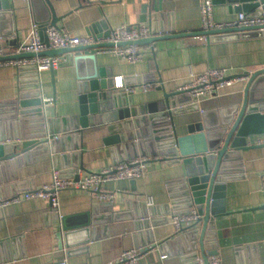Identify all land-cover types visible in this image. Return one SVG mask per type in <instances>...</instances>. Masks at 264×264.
<instances>
[{
    "label": "crops",
    "instance_id": "obj_1",
    "mask_svg": "<svg viewBox=\"0 0 264 264\" xmlns=\"http://www.w3.org/2000/svg\"><path fill=\"white\" fill-rule=\"evenodd\" d=\"M51 1L57 14L65 15L59 26L76 36L94 34L92 25L100 19L112 29L150 23L140 22L141 7L148 0ZM10 2L12 9L5 15L0 14V46L14 48L17 46L11 43L9 35L16 31L20 43L26 41L31 26L35 24L34 15L42 14L44 3L42 0ZM200 3L201 0H163L161 27L165 32L168 28L176 33L201 31ZM213 13L219 22L235 19L238 14L226 3H214ZM105 31L102 28L100 35L103 36ZM140 49L143 58L137 63H130L113 53L96 52L98 67L109 69L115 77L122 75L124 87H134L132 101L137 106L158 101L165 92H176L191 81L192 73L226 67L230 76L237 77L246 71L264 68V35L227 40H211L208 35L206 41L184 35L164 37L141 44ZM79 72L75 64H61L53 71H43L39 78L33 70L21 72L14 66H1L0 138L10 136L12 140L5 141H16V135L21 132L40 131L38 125L23 124L17 106L10 105L18 99L22 86L30 89L38 83L43 96L52 99L51 107L58 120L54 128L61 130L59 135L64 134V130L71 128L68 118L80 113ZM144 83L151 85L146 91L143 90ZM246 83L247 79H238L221 89L220 95L204 98L200 107L187 108L173 115L176 135H187L190 125L204 120L209 127H214L222 118L224 109L242 101ZM259 88L264 90V81L259 83ZM260 94L264 96L263 92ZM50 112L47 110L46 116L49 117ZM109 136L108 123H98L83 129L78 151L59 152L56 145L53 147L48 143L46 147L38 146L6 161L0 167V201L50 183L53 148L65 177H83L127 160L124 150H115L121 144L106 142ZM260 136H254L256 145L262 144L258 143ZM240 153L241 171L228 174L226 180V213L210 221L205 241L209 250H215L220 256L222 264H264V145L246 148ZM149 157L146 174L136 179V184L124 179L102 186L103 190L114 192L112 204L100 201L94 192L88 190L65 189L60 192L61 215L92 211L90 216L101 217L95 228L96 237L88 244L70 248L67 255L60 247L56 235L59 222L49 201L37 197L0 203V264H60L65 258L68 264H106L117 259L126 249L149 244H154L155 250L138 264L198 262L192 257L196 250L191 247L190 234L198 230L194 237L197 236L199 242L203 223L185 226L178 232L171 222L174 213L171 196L180 193L179 183L184 177L182 165L170 163L159 155ZM148 196L154 200L151 206L141 203ZM197 251L201 264L199 246ZM162 254L168 256L161 259ZM208 257L210 259L211 255Z\"/></svg>",
    "mask_w": 264,
    "mask_h": 264
},
{
    "label": "water",
    "instance_id": "obj_2",
    "mask_svg": "<svg viewBox=\"0 0 264 264\" xmlns=\"http://www.w3.org/2000/svg\"><path fill=\"white\" fill-rule=\"evenodd\" d=\"M44 11L40 15H34L35 24L41 32V38L48 43L45 33L48 27L59 28V21L65 15H58L51 0H42ZM92 3L94 0H85ZM122 0H117L120 2ZM163 0H148L141 7L140 22H150L152 35L134 41L135 44L152 43L164 37L195 36L200 34L210 35L211 40L245 38L248 36L264 35V26L244 28H224L192 33H176L174 29L167 32L161 27L163 13ZM214 3H226L230 9L236 12H247L252 16H259L264 11V0H213ZM82 2L80 6H82ZM12 9L10 0H0V14L5 15ZM93 33L97 37L100 30L105 28L103 36H109L113 29L100 19L92 25ZM11 43L19 46L21 43L17 32L9 35ZM129 42H119L125 45ZM114 43H94L78 45L67 48L47 49L40 54L63 55L64 62L61 64H75L80 69L78 85L80 92V113L78 116L68 118L71 128L61 130L54 128L58 120L51 107L53 104H44L41 85L36 84L30 89L21 87L18 99L10 105L18 108V116L26 126L38 125L40 131L30 130L16 135V141H5L11 137L0 138V167L3 163L19 157L21 154L49 143L57 146V150L78 151L81 148L80 138L83 129L96 124L108 123L110 136L106 142L111 145H119L126 152V159L140 156H162L172 163L182 165L184 177L179 183L180 193L172 195L171 205L174 213H186L195 207L200 215L197 223L202 222L203 227L197 242L198 230L192 235L193 258L200 264L197 248L199 246L203 264H210L209 255L216 254L215 250H209L207 234H209L210 221L226 213L225 188L228 174L241 171L243 165L240 151L246 148L263 146L256 145L254 136L264 134V96L260 93L259 83L264 81V68L246 71L248 76L245 85L243 99L231 108L224 109L222 118L214 127H209L205 120L190 125L189 133L177 136L172 124L173 115L185 109L198 108L196 105H188L191 101L187 91L164 93L162 99L150 103L133 105L132 94L125 87H116V78L109 69L97 66L96 49L101 46H112ZM34 56L33 53H21L0 56V60ZM83 70V71H82ZM21 72L26 71L20 68ZM53 71V69H51ZM35 72V71H34ZM53 75V74H52ZM53 84H54V75ZM54 100V99H53ZM170 109V110H169ZM50 110V116L46 111ZM28 128V127H27ZM68 132V133H67ZM119 134V135H118ZM20 137V138H19ZM20 139V141H17ZM12 140V139H11ZM63 149H60L62 148ZM52 147V148H53ZM19 149V150H17ZM53 151V166L62 168L58 164L57 155ZM170 162V163H171ZM235 166L238 168L235 169ZM63 176V175H62ZM78 178V176H75ZM136 184V179H132ZM15 195V194H13ZM12 195V196H13ZM147 204L145 201L141 202ZM182 204V205H180ZM264 206V205H262ZM181 208V209H180ZM95 211V210H94ZM59 222V230L56 235L60 247L66 251L75 246L88 244L96 237L95 228L101 217L90 216L92 211L60 215L53 212ZM147 213H145L146 215ZM208 249V253H206Z\"/></svg>",
    "mask_w": 264,
    "mask_h": 264
},
{
    "label": "built area",
    "instance_id": "obj_3",
    "mask_svg": "<svg viewBox=\"0 0 264 264\" xmlns=\"http://www.w3.org/2000/svg\"><path fill=\"white\" fill-rule=\"evenodd\" d=\"M213 0H201V30H215L224 28H244L264 26V11L259 16H252L250 13L241 11L238 12L235 19L219 22L214 19ZM264 30V28H262ZM48 37V43L41 38V32L38 25L33 24L30 28L26 41L19 46L10 48L0 46V56L33 53L34 56L21 57L14 59L0 60L1 66H14L20 70H33L39 78L45 70L57 68L63 62V55H47L40 54L47 49L67 48L78 45H88L94 43H114L112 46H101L96 49L97 53H113L123 60L130 63H137L142 60L143 54L139 44L134 41L146 38L152 35V27L150 23H139L131 26L113 29L109 36L97 37L94 34L86 36H76L70 33L63 27H48L45 31ZM200 41H206L208 35L200 34L193 36ZM129 42L125 45H118L119 42ZM250 73L252 71H249ZM245 73V72H244ZM244 73L237 77H232L228 74L226 67L209 68L208 70L195 74H191V81L180 87L179 91H187L191 101L188 105H196L200 107L201 101L204 98L215 97L220 95L221 89L232 85L238 79H248ZM116 87H124V77L116 76ZM118 82V83H117ZM41 85V84H40ZM150 84H143V90H148ZM126 91L134 92V87H125ZM44 104H50L52 99L42 95ZM186 105L178 106L185 109ZM170 110V109H169ZM202 110V108H201ZM9 142V141H7ZM258 143H264V134H261ZM151 157L140 156L133 159L120 161L114 165L106 167L98 172H90L83 177L76 178L75 176H62L61 170L53 166L52 181L40 188L22 191L19 194L13 195L10 198L0 201L1 204L10 202H19L33 198H44L50 203L53 212L60 214V192L65 189L88 190L96 194L100 201L113 203L115 200L114 192L105 191L102 186L110 181L132 180L143 177L146 174L148 162ZM147 205H153L154 200L148 196L145 199ZM61 215V214H60ZM199 213L195 207L190 208L186 213H173L171 222L175 225L176 230L183 231L185 226L195 225L199 220ZM155 250L154 244L148 246H136L124 250L121 255L106 264H138L139 261ZM168 255L162 254L161 259ZM202 261V260H201ZM210 264H222L221 258L217 254L211 255ZM60 264H68L67 258L61 261ZM203 264V262H201Z\"/></svg>",
    "mask_w": 264,
    "mask_h": 264
}]
</instances>
